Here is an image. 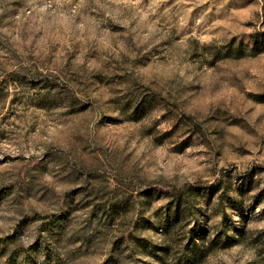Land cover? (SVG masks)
<instances>
[{"label":"rangeland","instance_id":"374dc122","mask_svg":"<svg viewBox=\"0 0 264 264\" xmlns=\"http://www.w3.org/2000/svg\"><path fill=\"white\" fill-rule=\"evenodd\" d=\"M11 235L27 264H264V0H0Z\"/></svg>","mask_w":264,"mask_h":264},{"label":"trees","instance_id":"16d2710c","mask_svg":"<svg viewBox=\"0 0 264 264\" xmlns=\"http://www.w3.org/2000/svg\"><path fill=\"white\" fill-rule=\"evenodd\" d=\"M238 51H243L244 49H248L243 43H239L237 47ZM176 208L177 213L180 214L182 209L184 211H188L192 207V201L190 197H186L183 194H178L176 196ZM191 231V230H190ZM192 236H190L191 238ZM191 242V241H189ZM192 248L188 250V253L191 254L190 259H197L203 253L199 250L192 240ZM187 253V254H188ZM33 257V250L31 248H25L17 243L14 236H6L0 238V259H3L2 264H27ZM189 257V256H188Z\"/></svg>","mask_w":264,"mask_h":264}]
</instances>
